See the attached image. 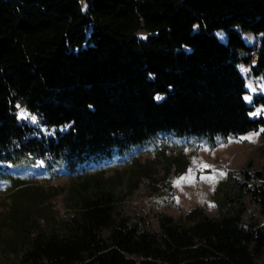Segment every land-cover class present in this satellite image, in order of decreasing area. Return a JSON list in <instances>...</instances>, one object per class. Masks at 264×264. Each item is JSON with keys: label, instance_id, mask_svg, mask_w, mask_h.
<instances>
[{"label": "trees", "instance_id": "1", "mask_svg": "<svg viewBox=\"0 0 264 264\" xmlns=\"http://www.w3.org/2000/svg\"><path fill=\"white\" fill-rule=\"evenodd\" d=\"M252 54L251 74L264 75V0H0V151L79 166L157 131L264 132V116L250 115L264 95L246 102L239 68ZM17 102L68 129L38 132L19 121ZM243 173L239 200L216 217L163 215L149 230L115 208L112 192L88 191L58 224L15 231L0 253L8 264H257L264 167Z\"/></svg>", "mask_w": 264, "mask_h": 264}, {"label": "rangeland", "instance_id": "2", "mask_svg": "<svg viewBox=\"0 0 264 264\" xmlns=\"http://www.w3.org/2000/svg\"><path fill=\"white\" fill-rule=\"evenodd\" d=\"M136 34L144 37L146 32L139 30ZM215 34L226 41L224 30ZM243 36L249 43L258 39L250 31L243 32ZM254 57L252 54L248 64L239 65L246 79L245 97L250 99L245 100L249 105L254 93L264 95V75L254 76L250 71ZM157 97L161 100L163 95ZM15 107L19 121H26L45 135H55L69 127L43 124L41 117L22 102ZM250 115L264 116V108L253 106ZM247 136L252 139H242ZM263 167L261 127L228 135L157 131L142 142L79 166L70 165L63 156L54 158L37 151L10 157L0 151V252L12 243L15 231L23 227L58 224L74 210L70 199L85 196L88 191L112 192L115 208L149 230L158 229L163 215L179 222L193 210L216 217L219 210L239 200L243 171ZM249 212L258 215L251 207ZM0 264H8L1 253ZM257 264H264V257Z\"/></svg>", "mask_w": 264, "mask_h": 264}, {"label": "snow or ice", "instance_id": "3", "mask_svg": "<svg viewBox=\"0 0 264 264\" xmlns=\"http://www.w3.org/2000/svg\"><path fill=\"white\" fill-rule=\"evenodd\" d=\"M157 99H159V97H157ZM245 99H250V98L249 97H245ZM242 139H249V140H251L252 137L251 136H247V137H242ZM202 167L207 168V167H210V166L209 165H202Z\"/></svg>", "mask_w": 264, "mask_h": 264}, {"label": "crops", "instance_id": "4", "mask_svg": "<svg viewBox=\"0 0 264 264\" xmlns=\"http://www.w3.org/2000/svg\"><path fill=\"white\" fill-rule=\"evenodd\" d=\"M250 35H251V34L249 33V37H250Z\"/></svg>", "mask_w": 264, "mask_h": 264}]
</instances>
